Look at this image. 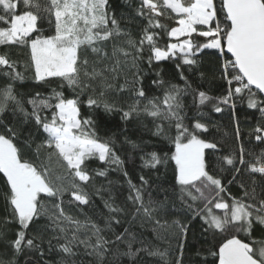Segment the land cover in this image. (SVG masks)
<instances>
[{
	"label": "snow or ice",
	"instance_id": "1",
	"mask_svg": "<svg viewBox=\"0 0 264 264\" xmlns=\"http://www.w3.org/2000/svg\"><path fill=\"white\" fill-rule=\"evenodd\" d=\"M238 103L264 146V0H0V264H264Z\"/></svg>",
	"mask_w": 264,
	"mask_h": 264
},
{
	"label": "trees",
	"instance_id": "2",
	"mask_svg": "<svg viewBox=\"0 0 264 264\" xmlns=\"http://www.w3.org/2000/svg\"><path fill=\"white\" fill-rule=\"evenodd\" d=\"M115 4L122 5L123 0H114ZM210 59V58H209ZM211 64H206V67H212ZM199 82V81H198ZM203 84L204 89H209L210 94L212 95H221L226 90V84L224 81L217 79H209L207 82H200ZM28 91H32V84L31 81L28 82L27 86ZM47 89H44L46 91ZM189 99V103H190ZM205 112L207 113L206 118L210 119L212 123L216 126L211 129L212 134L216 137L218 141H220L224 145L225 151H230L236 146L235 138H234V124L231 120V111L226 109L223 113H215L211 111L210 106L205 108ZM237 113L239 116L240 121V128L243 136V143L246 145L247 149L253 151L255 153H259L264 146L258 145L255 141H250L247 137V133L251 130V128L256 124L259 120L260 115L258 112H254V110L248 109L246 104H239L237 105ZM247 114V115H246ZM115 131L112 128L111 121L109 120L108 123L103 126L100 130L101 135H111V131ZM227 133V135H225ZM53 168L56 169L55 162H53ZM129 168H131V164H129ZM58 171V169H57ZM0 187H2V180H0ZM238 190L233 188V193L237 194ZM3 214V200L0 199V215ZM149 238H151V232L148 233ZM167 243L162 244V247H167ZM175 247V244H173ZM207 247V245H205ZM191 253H186V256H190Z\"/></svg>",
	"mask_w": 264,
	"mask_h": 264
}]
</instances>
